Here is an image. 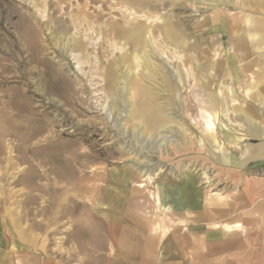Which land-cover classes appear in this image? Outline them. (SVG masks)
Returning <instances> with one entry per match:
<instances>
[{
    "label": "rangeland",
    "instance_id": "374dc122",
    "mask_svg": "<svg viewBox=\"0 0 264 264\" xmlns=\"http://www.w3.org/2000/svg\"><path fill=\"white\" fill-rule=\"evenodd\" d=\"M205 1L0 0V264H162L163 185L264 174V38L212 34Z\"/></svg>",
    "mask_w": 264,
    "mask_h": 264
},
{
    "label": "crops",
    "instance_id": "0c3cea01",
    "mask_svg": "<svg viewBox=\"0 0 264 264\" xmlns=\"http://www.w3.org/2000/svg\"><path fill=\"white\" fill-rule=\"evenodd\" d=\"M205 2L209 6L204 7L207 8L205 20L212 34L264 38V0ZM258 52L264 57V49ZM260 91L259 95L264 92V86ZM241 102L243 105L244 101ZM251 104L264 107V97H257ZM242 117L245 122H254V125L246 126L247 136L262 140L258 146H252L250 154L259 156L255 159L260 160L259 170H264V114L253 117L243 114ZM238 164L226 166L243 167L242 161ZM234 180L237 194L230 193L222 198L206 194L198 187V179L194 176L184 178L180 183L163 185V213L174 222L164 227L168 233L162 238L165 260L162 264H264V174ZM122 218V215L117 216V219ZM121 224L116 221V233ZM155 251L156 247L153 254L145 246L138 248L137 254L131 256L132 263L141 259L143 264H156L153 262ZM119 256L117 250V261ZM173 257H178L179 261H172ZM116 263L124 264L121 260Z\"/></svg>",
    "mask_w": 264,
    "mask_h": 264
},
{
    "label": "bare ground",
    "instance_id": "6f19581e",
    "mask_svg": "<svg viewBox=\"0 0 264 264\" xmlns=\"http://www.w3.org/2000/svg\"><path fill=\"white\" fill-rule=\"evenodd\" d=\"M134 44L138 48L144 44L143 37H134Z\"/></svg>",
    "mask_w": 264,
    "mask_h": 264
}]
</instances>
